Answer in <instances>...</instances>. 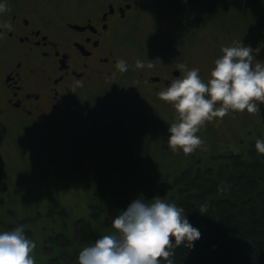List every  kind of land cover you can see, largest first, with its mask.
Instances as JSON below:
<instances>
[{"label":"rangeland","instance_id":"rangeland-1","mask_svg":"<svg viewBox=\"0 0 264 264\" xmlns=\"http://www.w3.org/2000/svg\"><path fill=\"white\" fill-rule=\"evenodd\" d=\"M157 3L156 18L140 21L125 39L131 63L141 59L145 69L152 62L157 70L183 72L199 67L207 80L222 46L234 41L250 45L255 59L264 62V0ZM138 82L126 71L105 87L74 97L57 133L49 128L33 132L20 120L0 118V231L26 220L24 230L37 246L54 231L66 232L74 257L66 250L50 264H75L78 250L90 241V228L98 230L102 223L101 232L109 234L120 210L141 195L156 196L180 169L199 157L207 160L224 150H240V132L243 136L252 130L248 141L264 135L261 104L256 112L230 111L226 120L201 125L197 135L203 143L194 152L174 151L167 137L176 110L146 93ZM63 242L57 238L43 244V257L34 250L36 264L46 263L47 254L56 256Z\"/></svg>","mask_w":264,"mask_h":264},{"label":"flooded vegetation","instance_id":"flooded-vegetation-1","mask_svg":"<svg viewBox=\"0 0 264 264\" xmlns=\"http://www.w3.org/2000/svg\"><path fill=\"white\" fill-rule=\"evenodd\" d=\"M7 2V11L0 13V118L7 122L20 120L30 131L57 133L74 97L105 87L126 71L153 97L184 73L141 69L126 56L125 39L140 21L156 18L157 0ZM120 58L129 65L126 71L116 68ZM200 70L202 76L205 70Z\"/></svg>","mask_w":264,"mask_h":264},{"label":"clouds","instance_id":"clouds-1","mask_svg":"<svg viewBox=\"0 0 264 264\" xmlns=\"http://www.w3.org/2000/svg\"><path fill=\"white\" fill-rule=\"evenodd\" d=\"M7 9V0H0V13ZM221 51L207 80L199 67L182 65L186 72L157 92L177 112L167 137L174 151L194 152L203 143L197 133L204 123L222 119L230 111L253 113L264 104V62L255 59L253 48L234 41ZM135 64L145 67L141 59ZM127 67L124 58L116 61L118 70L126 71ZM147 67L154 64L149 62ZM255 148L264 154V135L256 138ZM111 223L115 231L81 247L75 264H176L175 248L181 244L193 248L201 237L184 209L160 195L137 197ZM35 248L36 241L26 235L22 224L0 231V264H36Z\"/></svg>","mask_w":264,"mask_h":264},{"label":"trees","instance_id":"trees-1","mask_svg":"<svg viewBox=\"0 0 264 264\" xmlns=\"http://www.w3.org/2000/svg\"><path fill=\"white\" fill-rule=\"evenodd\" d=\"M251 131L243 136L239 133L240 150H224L207 160L199 157L163 183L157 192L181 206L189 221L201 232L193 248L184 244L175 248L176 264H264V154H258L256 139L247 140L253 135ZM201 205L206 207L201 208ZM101 225L96 226L98 230L87 231L91 238L86 245L103 235ZM25 233L29 234L28 229ZM53 234L44 239V243L40 242L41 246L36 245L35 250L43 257V244H53L60 238L64 245L59 246L60 254H47L46 263L42 262L50 264L53 258L61 259L66 250L74 257L72 249L67 248L70 243L66 232L54 231ZM29 237L32 239L31 233Z\"/></svg>","mask_w":264,"mask_h":264}]
</instances>
